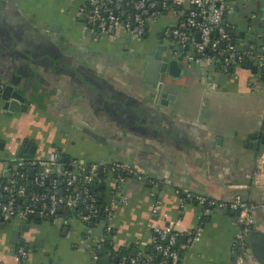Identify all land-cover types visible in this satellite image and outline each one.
<instances>
[{"label":"crops","instance_id":"0c3cea01","mask_svg":"<svg viewBox=\"0 0 264 264\" xmlns=\"http://www.w3.org/2000/svg\"><path fill=\"white\" fill-rule=\"evenodd\" d=\"M1 1L0 72L18 77L28 104L13 112L0 103V179L20 157L24 142L35 145L34 156L40 158L57 150L60 157L132 164L164 184L155 194L146 181L133 179L123 195L126 202L116 199L114 249L132 250L148 240L152 226H170L181 242L189 234L199 235L179 264H235L239 224L230 213L234 209L205 211L194 197L230 203L246 195L255 205L252 228L264 232V192L235 187L247 184L264 161L248 146L255 142L252 136L259 141L264 121L261 70L255 73L239 62L225 74L214 71L217 87L210 89L201 81L202 68L183 60L177 77L162 78L166 93L173 95L168 106L154 104L145 55L161 40L174 43L163 31L183 16V7L161 12L141 38L121 32L116 40H93L90 27L76 17L87 0ZM229 3L233 16L223 22L235 31L232 41L242 29L264 26V0ZM238 40L241 52L262 43L247 46L249 37ZM106 186L105 204L114 197ZM40 217L28 224L14 217L0 228V264H92L89 249L82 246L80 220ZM102 226L94 228L95 235ZM19 248L25 257L18 255ZM241 264L259 263L250 251Z\"/></svg>","mask_w":264,"mask_h":264},{"label":"built area","instance_id":"2783aa9c","mask_svg":"<svg viewBox=\"0 0 264 264\" xmlns=\"http://www.w3.org/2000/svg\"><path fill=\"white\" fill-rule=\"evenodd\" d=\"M229 1L232 0H87V4L77 10L76 17L83 19L90 27L93 40L101 37L116 40L121 32L130 38L138 39L145 34L148 23L155 21L161 12L176 13L177 6L183 7V16L175 25L166 27L163 35L181 46L185 52L184 60L202 68L201 81L210 89H216V82L211 79V73L216 67L225 74L233 65L247 60L255 64L258 70L264 68V45L261 47L251 45L242 52L235 49L228 27L223 22V12L234 11ZM196 33H199L198 39ZM261 73L262 71L259 74ZM259 83L264 88V80ZM259 158L263 160V156ZM260 162L255 173L248 177L247 184L236 185L237 189L251 187L259 177H264V169ZM9 164L10 177L6 180L0 179V228L11 218L24 219L27 214H38L53 221L61 216L76 218L83 224L82 246L89 249L92 264H102L99 254L102 245L105 247L106 243L114 245L112 237L106 241L105 233L112 234L114 231L112 216L116 199L118 198L121 203L126 202L119 191L125 182L122 174L137 175L154 186L164 184V181L150 178L128 163L75 159L70 163L73 167L70 169L65 163L60 162V152L57 150L50 157H18ZM100 166L103 173L107 172L114 176L102 180L99 174ZM31 170L34 171L33 177H30ZM80 173H84L85 181L96 183L105 181L106 184H110L111 191H114V197L110 202L103 204L105 213L103 221H92L97 212L98 194L79 182ZM29 187L33 189L29 190ZM115 195L118 197L115 198ZM19 198L20 203L17 202ZM194 199L205 211L212 207L240 208L236 218L239 229L234 235V250L235 264H241L250 255L249 246L244 239L253 227L252 213L255 205L239 195L230 203H219L201 195L195 196ZM183 209L182 201L180 211ZM99 223L103 225L101 234L95 235L94 228ZM198 240V233H193L187 235L185 242H181L180 234L172 227L154 225L148 240L138 242L130 250L129 255L123 254L118 257L117 264H179L183 252ZM148 246L161 255L159 261L155 262L154 255L146 253L144 247ZM17 252L21 257L26 256L23 248H19ZM108 255L110 259L114 257L109 251Z\"/></svg>","mask_w":264,"mask_h":264},{"label":"water","instance_id":"95a60500","mask_svg":"<svg viewBox=\"0 0 264 264\" xmlns=\"http://www.w3.org/2000/svg\"><path fill=\"white\" fill-rule=\"evenodd\" d=\"M3 3L0 0V10L3 9ZM178 9H180V6H177ZM233 14L227 13L226 11L223 12V19L226 17H232ZM230 35H234L235 31L233 29H228ZM197 39L199 38V33H196ZM238 37V38H237ZM249 37L250 41H247V46L250 43L257 44L259 40L262 41L261 44L258 46L264 45V26L260 25L257 27H247L246 29H242L239 31L236 35V38L234 41H232L234 47L236 50L238 49V39H241L240 41H244L245 38ZM250 42V43H249ZM176 44L172 43L169 45L163 44V41H159L158 44H156L152 49H150L146 55V79L148 82L154 87L155 93L153 94V103L154 104H160L163 106H168L169 100L173 98L172 94L166 93L167 87L165 83L163 82V76L170 75L172 77H177L178 73L182 72V67L180 66V63L184 60L185 52L181 48V46H176ZM242 63H245L252 69L253 72L257 73L259 70L255 64L252 62H249L247 60H243ZM264 71V68L261 70ZM19 79L18 77H12L8 78L4 74L0 72V103L1 106L4 109H7L8 111H15L17 108L25 110V107L27 106L28 102L26 100V97L23 93H21L19 89ZM158 118L161 115H156ZM142 118V116H141ZM148 119V118H147ZM148 121H152L155 124L158 122L155 120L148 119ZM259 141H257L256 136H252L251 139H254V143H249V147H252L255 151L258 152L260 156H263L264 159V121L261 124L260 127V133H259ZM36 147L33 144H29L27 142H24L19 150V156L20 157H32L35 155ZM27 152V153H26ZM70 160V157L65 155V153H62V157H60V162L67 163ZM132 165V164H131ZM262 168L264 169V161ZM30 177H33L34 171L31 170ZM99 174H103L102 166L99 167ZM10 177V170H7L4 176L3 180H6ZM133 179H140L142 181H146L147 187H150L152 192L155 194H158L161 191V186H154L151 183L147 182L145 178H139L137 175H133L130 173L126 174L125 182L121 185L119 191L122 195L125 194L128 187L132 186V180ZM252 187L259 188L260 191L264 192V177H259L257 182L255 184L251 185ZM239 196L246 200L247 196L243 194H239ZM103 197V194H99V198L101 199ZM117 198V197H116ZM21 202V199H18V203ZM26 202V200H25ZM104 205L101 204L99 209L103 210ZM61 205L59 206V209H61ZM220 212H225V209H220ZM240 212V208L237 207L234 210H230L231 214H235V217L238 216ZM32 218L39 219L41 218L38 214H27V216L23 219V223H29ZM44 219H47V217L43 216ZM93 225V223H91ZM244 241L249 246V249L251 251L252 257L256 259V261L259 264H264V232L252 228L251 232H249L246 236ZM23 244V242H22ZM99 253L101 254V262L103 264H109L110 257L106 253V247L105 245H102L100 247ZM134 253V251L132 252ZM118 256L115 257V261H117Z\"/></svg>","mask_w":264,"mask_h":264},{"label":"trees","instance_id":"16d2710c","mask_svg":"<svg viewBox=\"0 0 264 264\" xmlns=\"http://www.w3.org/2000/svg\"><path fill=\"white\" fill-rule=\"evenodd\" d=\"M214 71L215 72L219 71L218 67L214 68ZM260 77H261V79L262 78L264 79V72L261 73ZM74 160L75 159L70 158V160L67 163H65L66 164V167L67 168H70V169H73V167L70 165V163L72 161H74ZM100 175H101V179L102 180L103 179H107L108 180V179H110V178H112L114 176V174L113 175H110L107 172H104L103 174H100ZM83 176H84V173H80V175H79V182L82 183V184L87 185L90 188L91 191L96 192L98 194L99 203H98V207H97L96 216L93 217L92 221H102L104 219V214L105 213H104L103 210H100L99 207H100L101 204H104L105 203L104 199H105V196H106V194L108 192L107 191L108 189H106L107 188L106 183H105V181L102 182V183L85 181L84 178H83ZM122 176L124 178H126V173L122 174ZM30 189H33V188L32 187H29V190ZM100 193L103 194V197L101 199L99 198V194ZM111 237H112V234L111 233H105V239H106V241L110 240ZM106 247H107V250L110 252V254H113V256H114L112 259L109 260V264H117V261H115L116 255H118V257H121V255H123V254L129 255L130 254V250H131V249H126V248H124V249H114L113 246L108 245L107 243H106ZM144 250L146 251V253H149V254H153L154 255L155 262H157V261H159L161 259V255L158 252H154L151 247L148 246V248H145ZM100 256H101V254H100Z\"/></svg>","mask_w":264,"mask_h":264},{"label":"rangeland","instance_id":"374dc122","mask_svg":"<svg viewBox=\"0 0 264 264\" xmlns=\"http://www.w3.org/2000/svg\"><path fill=\"white\" fill-rule=\"evenodd\" d=\"M88 255V254H87Z\"/></svg>","mask_w":264,"mask_h":264}]
</instances>
